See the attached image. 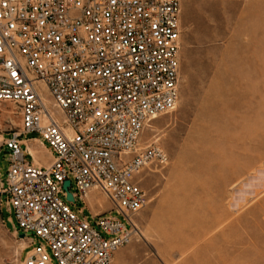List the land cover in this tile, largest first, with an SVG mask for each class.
<instances>
[{
  "label": "built area",
  "instance_id": "1",
  "mask_svg": "<svg viewBox=\"0 0 264 264\" xmlns=\"http://www.w3.org/2000/svg\"><path fill=\"white\" fill-rule=\"evenodd\" d=\"M181 13L182 0H0V132L7 112L21 118L0 144V212L5 194L14 232L40 240L19 264H111L130 242L150 202L139 177L169 163L142 134L179 102ZM32 133L53 152L46 167L26 160ZM66 180L87 208L95 191L112 205L89 207L97 227L71 208Z\"/></svg>",
  "mask_w": 264,
  "mask_h": 264
},
{
  "label": "rangeland",
  "instance_id": "2",
  "mask_svg": "<svg viewBox=\"0 0 264 264\" xmlns=\"http://www.w3.org/2000/svg\"><path fill=\"white\" fill-rule=\"evenodd\" d=\"M181 24L177 108L142 134L143 145H160L169 163L139 177L150 202L132 217V238L111 264H264V0H182ZM4 118L0 144L21 125L17 114ZM8 168L3 147L4 185ZM2 199L0 264H19L27 238L32 247L40 240L14 232ZM86 203L93 213L112 208L97 191ZM70 206L97 227L82 201Z\"/></svg>",
  "mask_w": 264,
  "mask_h": 264
},
{
  "label": "crops",
  "instance_id": "3",
  "mask_svg": "<svg viewBox=\"0 0 264 264\" xmlns=\"http://www.w3.org/2000/svg\"><path fill=\"white\" fill-rule=\"evenodd\" d=\"M2 138L4 139V135ZM21 139L23 147L28 151V154L34 158L35 164L46 167L51 163L53 160V152L40 136L24 135ZM103 203L105 204V202Z\"/></svg>",
  "mask_w": 264,
  "mask_h": 264
},
{
  "label": "water",
  "instance_id": "4",
  "mask_svg": "<svg viewBox=\"0 0 264 264\" xmlns=\"http://www.w3.org/2000/svg\"><path fill=\"white\" fill-rule=\"evenodd\" d=\"M71 186V181L70 180H66L63 184V188L65 189V191L67 192V200L68 201H71V202H75V198H74V195L73 193L69 190ZM20 238H25L26 237V234L25 233H22L19 235Z\"/></svg>",
  "mask_w": 264,
  "mask_h": 264
},
{
  "label": "bare ground",
  "instance_id": "5",
  "mask_svg": "<svg viewBox=\"0 0 264 264\" xmlns=\"http://www.w3.org/2000/svg\"><path fill=\"white\" fill-rule=\"evenodd\" d=\"M37 154H38V153H37ZM34 155H35V154H34ZM35 156H36V155H35ZM89 200H90V202H92V201H93L91 198H90ZM94 202H95V201H94Z\"/></svg>",
  "mask_w": 264,
  "mask_h": 264
}]
</instances>
